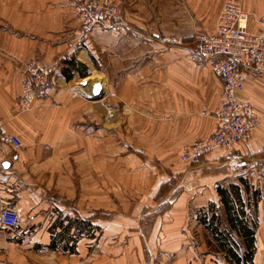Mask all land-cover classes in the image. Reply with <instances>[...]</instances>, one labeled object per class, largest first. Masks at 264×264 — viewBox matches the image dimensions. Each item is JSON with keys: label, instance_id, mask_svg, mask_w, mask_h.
I'll return each instance as SVG.
<instances>
[{"label": "crops", "instance_id": "0c3cea01", "mask_svg": "<svg viewBox=\"0 0 264 264\" xmlns=\"http://www.w3.org/2000/svg\"><path fill=\"white\" fill-rule=\"evenodd\" d=\"M72 7V0H0V117L7 130L24 144L19 150L0 152V204L13 205L22 226L16 228L18 223L12 228L0 227V258L12 257V264H32L27 255L31 250L48 257L49 264H157L155 258L160 252L174 254L173 260L164 264H222V257L205 241L204 226L196 224L192 243L186 240L189 230L184 223L191 218L190 206L202 210L221 208L217 186L235 177L243 188L254 185L260 191L253 261L264 264V178L255 177L252 160L245 158L247 150L264 151V74L248 72L241 92L260 119L256 129L245 145L235 142L227 147L226 166L205 172L201 166L190 167L177 160L182 144L209 134L216 125L214 118L202 114L203 110H212L220 96V79L210 61L201 63L193 53L170 48L164 54L165 69L159 74L155 68L136 69V140L140 148L143 144L150 152L159 149L171 159L173 164L167 170L180 191L175 197L168 195L156 202L153 196L166 176L160 170L139 165L128 172L134 180L128 189L130 197L125 187L110 193L108 152L103 139L98 144L87 123L76 125L77 109L83 108L84 119L92 120L94 115L96 123L103 125L96 136H105L109 105L104 99L77 100L76 89L72 87V94L57 70L47 82L52 101L36 100L26 111H18L16 106L21 61L51 63L74 57L91 69L89 42L96 34L90 32L85 45L77 43ZM243 8L259 15L264 11V0H245ZM248 25L251 31H257L253 17ZM149 43L147 48H155V40ZM147 57L154 61L156 54L148 53ZM85 85L78 90L83 91ZM76 128L85 132L77 133ZM76 141L84 142L79 156H74ZM215 152L206 153L204 158L214 159ZM79 161L84 165L80 177L75 166ZM231 169H235L233 174L228 171ZM246 177L248 181L243 179ZM135 190L138 200L134 199ZM110 194L115 200L110 199ZM141 204L151 206L147 215L159 204L168 206L161 215L154 216L151 228H145V232V224L140 221ZM200 217L209 219L205 212ZM56 220L60 222L55 234L61 228L69 229L72 249L50 248L52 233L46 225ZM61 235L65 232L58 236ZM0 264L10 263L0 260Z\"/></svg>", "mask_w": 264, "mask_h": 264}, {"label": "rangeland", "instance_id": "374dc122", "mask_svg": "<svg viewBox=\"0 0 264 264\" xmlns=\"http://www.w3.org/2000/svg\"><path fill=\"white\" fill-rule=\"evenodd\" d=\"M89 0H72V12L74 18L76 19V28L78 34L79 44H86V36L90 32L95 36H92L93 39H90L89 44H91L92 52V66L89 69L87 66V75L77 78L74 75L67 79L62 73V66L66 64L64 59L61 58L56 62L46 63L43 61H37L34 59H28L20 62V71H19V87L20 91L16 96V106L18 111H26L31 109L34 106V101L36 100H49L52 101V92L50 88H47L48 79L51 73H55L57 70L62 74L63 79H65V85H70V91L76 89L75 98L79 101H100L104 99L106 104L108 103V113L109 117L106 119L108 121L107 131H105V136L101 137L100 133L96 136V131L98 127L102 124L96 123V118L94 115L92 120L84 119L85 113L82 109H77L76 113V125L84 126L87 123L88 126L92 128L93 139L100 143V140L103 139V147L107 149L108 152V161H109V174H108V184L109 192H115L118 187H125L127 192V197H130L128 189L132 187L133 179L131 178L130 170L136 166H150L152 168L160 170L165 174V178L160 180V187L156 190L153 198L156 202H159L170 195V197H175L179 193L177 185L175 182L174 176L169 174L167 170L172 166L171 159L165 158L163 156V151L159 149L149 151L148 146L143 148V144L140 148L138 141L136 140V69H156V73L159 74V71L165 69L164 64L166 63L165 52L171 50L170 48H175L179 52H184L188 54H195L199 62H208V59H204L198 53V40L201 35H209L217 33V29L221 23L226 20V16L222 12V7L226 3H232L238 11L247 12L251 16L252 13L243 8L245 0H94L95 5L89 7L90 17L92 18L93 24L88 31H83L81 29L83 19L81 17V10ZM95 8L100 10L101 17L96 18L94 14ZM264 12V11H263ZM236 13L235 18L238 17ZM89 21L85 20L84 23ZM246 29L250 31L248 20L246 22ZM234 26H237L235 24ZM81 29V30H80ZM104 31V32H103ZM97 35V33H99ZM91 37V38H92ZM155 40V48H147V45H150L149 41ZM155 53L156 59L149 61L147 54ZM75 59L74 57H71ZM77 60V59H75ZM40 64L47 68V73L45 78H39L36 74L39 73L37 70V65ZM210 64V62H209ZM211 67V66H210ZM92 71V72H91ZM212 71H214L212 69ZM214 73L219 77V75L214 71ZM163 74V73H162ZM262 74V73H259ZM87 77L86 79H84ZM62 79V80H63ZM220 79V77H219ZM85 80L83 84L82 81ZM160 78H156V82L160 83ZM99 82L101 85L100 93L97 96H93L91 93L92 84ZM221 83V80H220ZM47 84V85H46ZM87 86H86V85ZM46 85V86H45ZM86 86L83 88V92L79 91L80 86ZM25 87L27 88L30 98L27 97L25 92ZM75 91V90H73ZM79 91V92H78ZM108 92V93H107ZM220 97V96H219ZM219 100V98H218ZM217 100V103H218ZM250 101V100H249ZM251 102V101H250ZM100 105V104H99ZM216 107V106H215ZM214 107V108H215ZM99 108V107H98ZM214 108L212 110H203L202 114L205 116H210L216 120V125L214 129L207 135L202 137H195L189 142L181 145L178 157L181 149L184 147H193L198 145L203 139L211 135L217 126V119L215 118ZM95 113V112H94ZM260 120V119H259ZM103 126V125H102ZM0 127L5 129L6 134L13 136L17 135L9 132L6 128L5 120L0 117ZM76 127V126H75ZM74 130V124L71 126ZM100 129V128H99ZM98 129V130H99ZM179 127L176 128L178 130ZM77 133L82 134L85 132V129L76 128ZM107 134V136H106ZM106 139V140H105ZM20 140V139H19ZM249 140V138H248ZM235 141L240 142L241 145H245L248 141ZM21 141V140H20ZM235 142L227 146H216L213 147L202 154L196 160L193 161H184L182 159L177 160L179 164H184L186 166H201L204 168L205 172H212V169L222 168L226 166L229 162L228 148L232 146ZM24 146L21 141V145L13 147L9 144L3 143L0 141V152L3 150L12 149L19 150ZM75 150L77 153L74 156H79L84 149L83 141H76ZM216 150L214 154V159L204 158L206 153H209L212 150ZM228 157H227V156ZM245 158H248L251 161V167H253L257 172L255 176L257 179L264 178V151H249L247 150ZM228 161V162H226ZM43 163V162H42ZM81 161L76 162V174L80 177L84 170V165ZM3 165V163H2ZM205 165V167H204ZM246 168V167H244ZM243 170V169H242ZM230 174H233L235 169L228 170ZM169 176L167 177V175ZM234 176V175H233ZM247 176V173H245ZM46 177V176H44ZM247 180L246 178H243ZM43 180V179H42ZM166 180V181H165ZM229 183L222 182L224 184H219V186L229 187L230 184H235L239 186L241 190V196L244 201L243 209L245 211V218H247L248 223H255L254 231L256 229L257 217L256 206L260 196V191L258 187L250 185V187H245L237 182L235 177L231 179ZM248 181V180H247ZM143 185V184H142ZM177 189V190H175ZM173 191V192H172ZM195 193V192H194ZM219 196V194H218ZM115 196L110 194V199H114ZM138 196L135 195L134 199L138 200ZM220 200V196H219ZM10 205V204H9ZM0 204V209L4 207H12L11 205ZM143 205L141 204L140 207ZM167 209L168 206L159 204L156 209L152 211V214L147 215L150 211L151 206H143L142 211L139 208L138 213L141 211L142 215L140 221L145 224V228L150 229L152 226V221L154 216L161 215L163 209ZM18 212V211H17ZM205 214L210 218L212 213H215L221 217L222 222L219 225L220 229H227L228 224L226 221V214L221 205V208H210L206 207L202 210L199 207L190 206L188 215L191 218H187L184 223V226L189 230L187 239L194 241V235L192 230H195L196 224L200 223L204 226L205 241L210 245L214 251L222 257V264H234L227 261L224 257V253L218 248V244L215 239H213L212 234H210L209 228L201 220V215ZM19 216V213H18ZM20 218V216H19ZM217 216H215L216 220ZM194 220V222H193ZM220 220V219H219ZM59 220L48 222L46 228L51 231V243L50 248L56 250H65L68 247H71L69 236V229L61 228L60 231H57V234L60 235L65 232V235L58 236L55 234L54 229L58 226ZM62 223V222H61ZM34 224L32 227H35ZM68 225H66L67 227ZM16 228H22L19 225ZM233 239L238 243L237 251L242 253L245 249L242 239L239 238L235 231L229 229ZM255 233V232H254ZM197 236L200 238V234L197 232ZM73 242L75 238H72ZM208 245V246H209ZM255 247V241H254ZM61 248V249H58ZM69 250L72 249L68 248ZM36 251V250H35ZM256 252V247L252 253L251 260L245 262V264H256L254 260V255ZM1 253V250H0ZM36 254V255H35ZM32 264H49L48 257L41 256L40 253L32 252L31 250L27 252ZM155 258L157 264H164L166 260H173L174 254H164L158 252ZM3 262H9L12 264L14 260L12 257L9 259L6 256L0 258ZM159 261H163L162 263ZM149 264V263H147Z\"/></svg>", "mask_w": 264, "mask_h": 264}, {"label": "built area", "instance_id": "2783aa9c", "mask_svg": "<svg viewBox=\"0 0 264 264\" xmlns=\"http://www.w3.org/2000/svg\"><path fill=\"white\" fill-rule=\"evenodd\" d=\"M94 0L84 3L81 10L83 19L81 29L88 31L93 24L90 17L91 6ZM226 20L220 24L215 34L201 35L198 40V53L210 61L211 68L219 75L220 97L214 108L217 126L215 131L193 147H183L179 153L184 161L196 160L203 152L216 147L227 146L235 141L248 139L256 129L259 117L253 104L242 97L246 74L257 72L264 74V12L250 16L247 12L238 11L232 3L222 7ZM236 13L238 17L235 18ZM95 17H101L98 8L94 10ZM253 17L258 29L249 31L246 22ZM88 19L86 23L85 20ZM237 24V26H234ZM80 29V30H81ZM39 73L36 75L45 78L47 68L36 64ZM27 97L29 92L25 87ZM0 141L13 147L21 145L16 136L6 134L0 127ZM19 223L18 212L14 207L0 209V227L12 228Z\"/></svg>", "mask_w": 264, "mask_h": 264}, {"label": "trees", "instance_id": "16d2710c", "mask_svg": "<svg viewBox=\"0 0 264 264\" xmlns=\"http://www.w3.org/2000/svg\"><path fill=\"white\" fill-rule=\"evenodd\" d=\"M66 64L62 66V73L69 79L74 73L80 77L87 75V67L73 59H64ZM229 187L217 186V191L220 196L221 205L226 214L227 229H220L219 225L222 222L221 217L217 216L206 219L202 218V222L210 229V232L218 244V248L223 252L224 257L228 262L234 264H245L251 260L254 247V227L255 223H248L245 218V211L243 209L244 201L241 196V190L238 185L230 184ZM248 187V186H247ZM220 219V220H219ZM236 232L237 236L242 239L244 244V251L238 252V243L233 239L230 230Z\"/></svg>", "mask_w": 264, "mask_h": 264}, {"label": "water", "instance_id": "95a60500", "mask_svg": "<svg viewBox=\"0 0 264 264\" xmlns=\"http://www.w3.org/2000/svg\"><path fill=\"white\" fill-rule=\"evenodd\" d=\"M82 83L84 84L85 80H83ZM100 90H101V85L99 82H95L92 84L91 93L93 96H97L100 93Z\"/></svg>", "mask_w": 264, "mask_h": 264}]
</instances>
